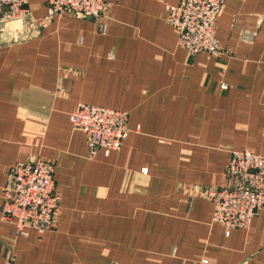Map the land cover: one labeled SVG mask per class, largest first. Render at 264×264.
<instances>
[{"label": "crops", "instance_id": "crops-1", "mask_svg": "<svg viewBox=\"0 0 264 264\" xmlns=\"http://www.w3.org/2000/svg\"><path fill=\"white\" fill-rule=\"evenodd\" d=\"M105 1L95 20L29 0L0 24V188L39 157L61 199L42 235L0 220V264H264V210L227 236L199 193L228 185L229 150L264 151V0H224L218 56L178 44L179 0ZM82 103L129 114L118 150L90 151L69 120Z\"/></svg>", "mask_w": 264, "mask_h": 264}, {"label": "built area", "instance_id": "built-area-1", "mask_svg": "<svg viewBox=\"0 0 264 264\" xmlns=\"http://www.w3.org/2000/svg\"><path fill=\"white\" fill-rule=\"evenodd\" d=\"M28 2L0 0V24L28 17ZM223 5L224 0H179L166 6L167 21L178 31V44L189 54L224 53L216 36ZM107 6L105 0H49V13L98 20ZM106 28L105 23L99 24L100 32L104 33ZM69 120L75 130L86 135L92 153L103 150L109 155L118 150L131 131L126 111L105 106L82 103L70 113ZM229 152L225 171L230 180L228 185L199 190L213 204L212 220L224 227L227 236L235 228H247L254 216L264 210V151ZM0 190L3 194L0 220L14 224L20 234L28 235L29 230H34L42 235L54 227L61 199L55 192L53 163L39 157L17 162Z\"/></svg>", "mask_w": 264, "mask_h": 264}, {"label": "rangeland", "instance_id": "rangeland-1", "mask_svg": "<svg viewBox=\"0 0 264 264\" xmlns=\"http://www.w3.org/2000/svg\"><path fill=\"white\" fill-rule=\"evenodd\" d=\"M227 130L225 131V135H226V137L229 139V141L230 142H234V141H236V140H242L243 139V136L245 135L244 133H242V134H238V133H235V131H234V126L233 125H230V126H227ZM216 130L217 129V126H211L210 127V133H211V135L213 134V133H217V132H214L213 130ZM210 143H211V146H216L217 148H219V145H222L221 143H223V142H219V141H210ZM235 150H241V149H235ZM9 177V176H8ZM55 227V226H54Z\"/></svg>", "mask_w": 264, "mask_h": 264}]
</instances>
